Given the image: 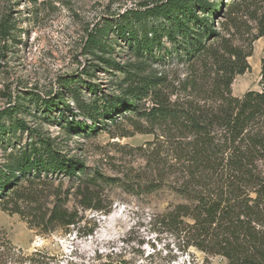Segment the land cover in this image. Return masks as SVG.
<instances>
[{"label": "rangeland", "instance_id": "1", "mask_svg": "<svg viewBox=\"0 0 264 264\" xmlns=\"http://www.w3.org/2000/svg\"><path fill=\"white\" fill-rule=\"evenodd\" d=\"M223 1L221 12L214 18V29L220 37L214 41L211 35L210 49L190 61L178 59L175 50L168 53L166 48H171V44L166 38L164 48L155 49L156 60L141 59L123 39H118L106 56L127 65L128 70L140 66L145 75L165 77L162 90L171 102L195 106L213 101L217 71L214 62L229 60L226 48L245 51L252 48L253 54L248 58L251 70L235 78L232 91L243 96L249 90H260L264 36L254 40L258 29L253 12L264 7V0H244V8L234 14L228 13L233 0ZM156 2L0 0V23L8 17L13 26L10 37L0 33V110L15 105L21 97L29 98L32 93L41 94L43 99L62 93L65 105L69 106L57 104L47 111L42 100L26 99L25 107L15 118L26 121L29 129L12 134L7 150L0 143V164L7 162L15 147L45 136L65 156L80 159L87 166L86 174L99 170L120 179L117 185L105 186L101 191V201L96 203L100 210L81 206L76 179L54 175L35 184L23 181L25 191L32 186L41 197L38 206L22 198L25 193L19 198L1 199L0 264H226L223 257L196 248L178 252L175 260H171L164 249L168 240L164 239V233H158L157 215L180 199L168 188L150 191L146 187L162 180L161 164L172 158L169 134L164 127L138 115H121L117 122L106 119L108 125L99 120L100 129L90 133L72 131L65 123L67 116L88 125L93 123L81 115L73 92L89 102L96 97L103 99L102 96L122 97L128 85L124 72L103 63L87 49L95 25L105 19L116 22L127 9L153 6ZM112 37L116 39V35ZM91 85L97 88V94ZM140 104L141 110L153 106L150 97ZM4 122L8 124V119ZM59 194L67 199L71 209H78L83 219L75 226L40 233L31 225L30 210L35 207L46 210ZM17 203L23 214L11 211ZM92 228L93 234H88ZM158 236L163 240H156ZM172 247L176 250L174 244Z\"/></svg>", "mask_w": 264, "mask_h": 264}, {"label": "trees", "instance_id": "2", "mask_svg": "<svg viewBox=\"0 0 264 264\" xmlns=\"http://www.w3.org/2000/svg\"><path fill=\"white\" fill-rule=\"evenodd\" d=\"M223 3V0L217 3L158 0L153 6L127 9L116 22L105 19L96 24L87 49L103 63L124 72L128 85L122 97L102 96L103 99L96 97L89 102L73 92L81 115L93 123L88 125L68 116L64 119L72 131L85 133L98 131L99 120L108 125L106 119L117 122L121 115H138L164 127L169 134L172 158L161 164V182H152L146 187L150 191L168 188L180 199L157 215L158 233H164V239L168 240L164 248L168 256L175 260L178 252L196 248L223 257L226 264H264V58L261 89L236 96L232 84L238 75L251 70L248 58L253 49L226 48L229 60L214 62L217 71L211 104L185 106L171 102L163 93L165 77L145 75L140 66L128 70L127 65L122 66L106 56L117 40L123 39L141 59L156 60L155 49L164 48L166 38L171 44V48H166L168 53L175 50L178 59L190 61L210 49L211 35L214 41L220 37L214 29V18L221 12ZM244 3V0H233L228 13L241 11ZM253 13L258 29L254 40H257L264 36V7L256 8ZM12 27L5 17L0 23L1 35L10 37ZM90 87L97 94V88ZM147 97L153 106L141 110L140 102ZM26 99L42 100L47 111L57 104L69 108L62 93L50 99L32 93L29 98L21 97L15 105L0 110V143L6 150L11 147L12 134L29 129L26 121L15 118L25 107ZM6 118L8 124L4 122ZM7 157V162L0 164V201L19 198L25 193L22 198L38 206L41 195L37 189L31 186L25 191L21 183L35 184L63 175L78 180L77 194L84 209L100 210L96 203L101 201L103 188L120 182L99 170L86 174L87 166L80 159L65 156L45 136L15 147ZM166 177L168 180L164 181ZM16 205L11 211L23 214L21 206ZM30 213L31 225L40 233L75 226L83 219L78 209H71L60 194L55 195L52 206L46 210L35 207ZM93 232L92 228L88 234ZM156 240L163 239L158 236ZM152 245L157 253L155 244Z\"/></svg>", "mask_w": 264, "mask_h": 264}]
</instances>
